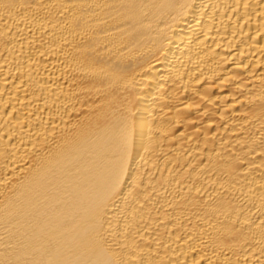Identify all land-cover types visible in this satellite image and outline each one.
Here are the masks:
<instances>
[{
    "label": "bare ground",
    "instance_id": "bare-ground-1",
    "mask_svg": "<svg viewBox=\"0 0 264 264\" xmlns=\"http://www.w3.org/2000/svg\"><path fill=\"white\" fill-rule=\"evenodd\" d=\"M0 264H264V0H0Z\"/></svg>",
    "mask_w": 264,
    "mask_h": 264
}]
</instances>
